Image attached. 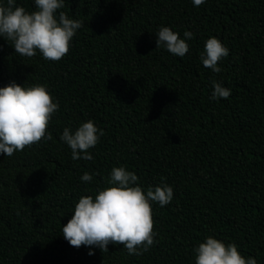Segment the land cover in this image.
<instances>
[{
  "label": "trees",
  "instance_id": "trees-1",
  "mask_svg": "<svg viewBox=\"0 0 264 264\" xmlns=\"http://www.w3.org/2000/svg\"><path fill=\"white\" fill-rule=\"evenodd\" d=\"M60 11L83 26L59 61L21 56L0 37V87L43 85L59 104L52 140L0 154V264H195L209 236L264 264V0H64ZM162 26L194 34L185 56L156 48ZM211 37L229 50L220 73L200 58ZM212 81L231 96L212 99ZM89 120L104 134L93 160H73L60 136ZM114 167L134 172L145 195L173 189L166 206L151 202L154 243L142 255L76 248L62 234Z\"/></svg>",
  "mask_w": 264,
  "mask_h": 264
},
{
  "label": "clouds",
  "instance_id": "clouds-1",
  "mask_svg": "<svg viewBox=\"0 0 264 264\" xmlns=\"http://www.w3.org/2000/svg\"><path fill=\"white\" fill-rule=\"evenodd\" d=\"M205 0H193L200 6ZM36 10L29 13L16 0L0 5V37L11 41L15 53L33 57L37 50L45 60L59 61L67 55L70 41L83 24L71 19L63 11L64 0H34ZM184 39L169 27H160L156 33V48L164 46L172 55L183 57L189 51L186 42L194 37L184 32ZM229 55V50L218 38L211 37L205 43L201 61L204 67L220 73L218 62ZM212 99H228L231 90L212 81ZM59 110L51 94L43 85L23 87L15 81L0 87V154L11 157L42 139L52 140L48 124ZM47 133V135H46ZM99 133V134H98ZM104 133L93 121L82 123L74 132L64 128L60 139L71 149L73 160H93L89 149L94 148ZM92 175L85 172L84 182H91ZM138 177L124 167H114L107 180L108 187L98 194L82 196L75 204L67 224L62 226L65 240L73 247L95 246L102 252L108 245H123L129 255H142L154 243V221L151 202L161 207L173 199V189L167 184L149 187L145 195L137 185ZM195 264H257L253 257L245 258L237 245H225L211 236L194 250ZM91 251L89 255H93Z\"/></svg>",
  "mask_w": 264,
  "mask_h": 264
}]
</instances>
